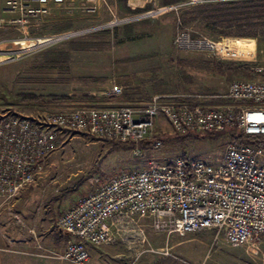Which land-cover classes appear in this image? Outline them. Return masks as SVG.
I'll return each mask as SVG.
<instances>
[{
  "label": "built area",
  "instance_id": "built-area-1",
  "mask_svg": "<svg viewBox=\"0 0 264 264\" xmlns=\"http://www.w3.org/2000/svg\"><path fill=\"white\" fill-rule=\"evenodd\" d=\"M219 1L223 0H187L161 8L160 11L173 12L176 19L173 46L182 52L236 60L248 67L254 78L232 79L224 93L155 94L141 107L87 105L35 115L0 112V197L6 199L35 181L42 164L62 143L60 138L65 132L129 142L133 154L139 157L145 149L158 151L163 147L162 134L156 129L161 114L179 135L234 130L248 140L241 141L237 136L230 139L217 165L182 156L155 165L151 158L147 168L111 174L59 216L56 228L68 239L61 249L43 250L41 255L89 264L87 243L103 245L121 238L130 247L141 246L125 264H135L144 253L170 257L182 264H205L175 253L169 236L213 230L214 241L221 238L231 246L264 236V146L257 141L264 139V64L252 63L255 50L235 49L229 39L193 34L182 24L186 6ZM75 3L76 0H0V8L16 14L8 20L10 25L27 28L54 11L63 9L71 14L77 7ZM121 93L119 85L105 92L115 96ZM212 98H225L233 104H202ZM141 218L150 221L153 231L165 235L163 245L154 247L149 243Z\"/></svg>",
  "mask_w": 264,
  "mask_h": 264
},
{
  "label": "rangeland",
  "instance_id": "rangeland-1",
  "mask_svg": "<svg viewBox=\"0 0 264 264\" xmlns=\"http://www.w3.org/2000/svg\"><path fill=\"white\" fill-rule=\"evenodd\" d=\"M160 1L154 11L161 16L156 19L167 25L172 23L173 29H140L143 22L130 24L138 29L110 26V23L123 25L134 21L137 18L132 17L142 14L128 9L126 0L96 3L76 0L77 7L71 14L62 9L27 28L0 29V55L5 56L0 57V112L9 110L35 115L87 105L100 107L106 100H113L111 95L105 94L112 85L122 87V93L114 102L141 107L153 93H224L219 91L232 79L254 78L246 66L233 72L216 69L217 63L240 65L236 60H219L199 52L176 50L173 46L176 19L170 10L160 9L187 0ZM236 1L243 0L221 3ZM216 3L220 1L213 4ZM93 6L94 9H90ZM190 9L184 8L182 24L193 34L200 33L214 40L229 39L235 49L255 50L253 64H264V36L261 35L264 27L236 23L206 29L198 18H191ZM123 19L128 20L121 21ZM144 26L147 27L148 22ZM87 29L92 30L62 37ZM249 32H256L257 38L240 36ZM48 40L51 42L42 45ZM154 45L159 51H149ZM32 47L37 48L21 52ZM28 95L39 97V100L24 101L23 97ZM159 118L156 129L164 137L163 147L158 151L145 149L139 157L127 143L75 131L63 133L62 143L42 164L35 181L14 197H0V242L3 237L19 236L18 219L37 233H47L46 230L54 233L59 216L79 197L115 172L147 168L151 158L155 165L178 156L199 158L217 165L229 140L238 134L234 130H224L179 135L173 132L169 122ZM238 139L243 140L242 137ZM139 222L152 246L163 245V233L153 231L147 218ZM189 236H196L203 242L201 252L205 250V256L207 254L205 264H264L263 236L237 246L228 245L221 238L214 241L213 230L177 237L184 240ZM124 246L126 249V244ZM157 257L150 253L138 258L135 264H172L168 258ZM130 258L127 254L120 264Z\"/></svg>",
  "mask_w": 264,
  "mask_h": 264
},
{
  "label": "crops",
  "instance_id": "crops-1",
  "mask_svg": "<svg viewBox=\"0 0 264 264\" xmlns=\"http://www.w3.org/2000/svg\"><path fill=\"white\" fill-rule=\"evenodd\" d=\"M96 2H99V0H94V3ZM160 2V0H126V6L128 7V9L134 10V14L148 13V15L137 18L134 21L125 22L123 23V25H113V27H115V29H138L137 27H131L130 24L143 22L140 29H173L172 23H170V25H167V23H163V21L161 20L157 21L156 19L161 16V13H158V11L156 10L154 11V9ZM15 15L16 14L13 12L5 11L0 8V29H5L7 27L17 28L8 23V20ZM151 20H154L153 24H149ZM147 22L148 26L145 27L144 23ZM156 46L154 45L149 51H159L158 47ZM0 57L5 56L0 55ZM232 66L239 67V65L236 64ZM227 85L228 84L224 85L222 87V90L219 92H225L227 89ZM155 94L161 93H153L152 95L150 94V98ZM109 96L110 95H108L107 97ZM110 97H113V100H106V102L102 103L103 106L100 107H112L123 103L117 100H115L114 102V98L116 97L115 95H111ZM202 104L211 107H219L233 104V102L225 98H212ZM158 117H160L159 119L165 121V118L161 114ZM17 222H19L20 226L18 227L20 233L19 236H16L15 238H1L0 264H70L67 261L58 260L51 256L46 257L40 254L43 250L56 251L61 249L64 242L68 239L67 234L61 232L58 229H56L54 233L53 231L49 232L46 230L47 233L40 234L39 232L37 233L35 229H33V227L25 225L22 220L18 219ZM178 237L177 235L175 236L173 234L169 236L168 240L170 247L175 253L184 258L186 257L187 260L194 263L205 262L207 254L205 256V250L201 252V249L203 248V242L200 239H198L196 236H189L188 238L181 240L178 239ZM124 244H126L127 252H125L126 249ZM86 247L90 254L89 264H120V260L122 261V258H124L127 254H129V256L132 258L135 255L136 251L141 248L140 244H135L133 245V247H130L128 246V241L121 238H117L114 242L103 245H92L87 243ZM197 251L200 252L198 253ZM147 254L150 253H144L138 258H141ZM157 258H168L170 259L172 264H182L170 257ZM123 263L125 264L126 262Z\"/></svg>",
  "mask_w": 264,
  "mask_h": 264
},
{
  "label": "trees",
  "instance_id": "trees-1",
  "mask_svg": "<svg viewBox=\"0 0 264 264\" xmlns=\"http://www.w3.org/2000/svg\"><path fill=\"white\" fill-rule=\"evenodd\" d=\"M169 1V0H165ZM176 1V0H170ZM189 9V8H188ZM189 11V10H188ZM187 12V11H185ZM184 12V14H186ZM191 18H198L205 26L206 29H211L215 27H229L236 23L244 24L246 26H262L264 27V0H243L236 2H220L216 4H205L198 5L190 9ZM254 18V19H253ZM255 18L257 20L255 21ZM264 36V31L261 34ZM240 36L244 37H254L257 38L258 34L256 32L242 33ZM239 67H233L231 65L223 66L219 63L216 64V69L219 72H222L223 69L228 72L242 70ZM24 101H38L39 97L28 95L23 97ZM237 137L243 136L237 135ZM235 138V137H234ZM164 141V137L162 138ZM244 142H248L246 138H243ZM257 141L264 146V139L258 138ZM127 143L129 147L132 148V144L129 142H120ZM142 146L144 144L142 143ZM185 158V157H184Z\"/></svg>",
  "mask_w": 264,
  "mask_h": 264
},
{
  "label": "water",
  "instance_id": "water-1",
  "mask_svg": "<svg viewBox=\"0 0 264 264\" xmlns=\"http://www.w3.org/2000/svg\"><path fill=\"white\" fill-rule=\"evenodd\" d=\"M146 15H148V13H144V14H141V15H138V16H135V17H132V18H139V17L146 16ZM125 20L127 21L128 19H123V20H121V21H125ZM109 25L112 26V25H114V23H110ZM89 30H92V29H87V30H84V31H78V32H75V33H71V34H68V35H64V36H62V37L64 38V37H67V36L76 35V34H79V33H82V32H86V31H89ZM62 37H60V38H62ZM60 38H58V39H60ZM54 40H57V39H54ZM50 42H51V41L48 40V41H46V43H43L42 45H44V44H48V43H50ZM38 46H39V45H38ZM34 48H37V47L28 48V49L23 50V51H21V52L29 51V50L34 49Z\"/></svg>",
  "mask_w": 264,
  "mask_h": 264
}]
</instances>
